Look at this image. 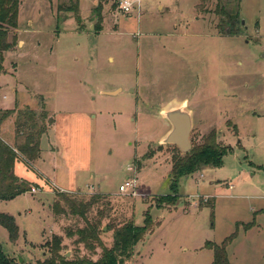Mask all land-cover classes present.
I'll return each mask as SVG.
<instances>
[{"label": "rangeland", "instance_id": "obj_1", "mask_svg": "<svg viewBox=\"0 0 264 264\" xmlns=\"http://www.w3.org/2000/svg\"><path fill=\"white\" fill-rule=\"evenodd\" d=\"M117 2L20 0L0 110L44 108L53 124L39 159L19 162L24 172L16 166L27 192L0 201L19 230L11 242L0 227L3 252L38 264L58 235L66 258L82 255L76 237L65 235L84 221L57 216L52 205L58 193L83 202L100 194L86 218L102 213L106 246V226H142L146 211L157 225L124 264H211L205 243L220 244L236 224L229 263L264 264V0H140L129 15ZM74 3L77 16L65 11ZM224 14H238L227 34ZM183 101L192 116L191 148L214 133L229 154L221 168L180 179L178 204L159 208L158 198L171 191L172 157L184 155L159 145L169 130L161 112ZM9 120L2 135L9 138L13 122L10 146L19 145L15 116ZM127 177L137 181V197L119 193ZM206 202L213 207L199 208Z\"/></svg>", "mask_w": 264, "mask_h": 264}, {"label": "trees", "instance_id": "obj_2", "mask_svg": "<svg viewBox=\"0 0 264 264\" xmlns=\"http://www.w3.org/2000/svg\"><path fill=\"white\" fill-rule=\"evenodd\" d=\"M20 0H0V76L3 73L4 54L12 49L13 42L9 37L18 27V9ZM60 11V8H59ZM65 11L72 12L77 16L78 4H71ZM225 15V14H224ZM226 27L231 32V26L237 21L238 14L232 16L226 14ZM234 21V22H233ZM12 116L14 120L15 138H22L19 145L9 146L0 137V201L8 202L27 192L25 183L14 174L16 162L29 164L40 157V140L53 124V118L42 108L39 113L29 108L23 110H0V128L2 124ZM178 149L177 147L173 146ZM179 150V149H178ZM229 154L227 147H223L214 133L203 137L202 142L193 145L191 150L184 155H173L170 173V193L158 198L159 208L162 205L175 206L180 196L177 193V182L205 168H221L223 158ZM102 200L100 194L90 197L88 201H77L69 196L58 193L57 199L52 205L55 215L70 214L81 218L85 225L74 231L66 233L67 238H74L73 244L83 250L82 255L66 258L63 253V239L61 236L53 235L45 243L49 257L38 264H124L129 261L135 246L144 240L145 236L152 233L157 226L151 219L149 211L144 213L142 226H136L133 221L121 225L106 226L107 231H112V244L106 246L102 239L101 220L102 213L97 212L94 220L86 218L91 208ZM213 207L212 202L199 205V208ZM66 215V214H65ZM240 224H236L235 231L226 237L220 244L206 242L204 248L212 251L211 264H230L227 255L228 246L237 237ZM254 223L242 225L243 229L249 230ZM0 227L8 233L11 242L18 238V227L12 216L0 213ZM0 264H19L7 256L0 245Z\"/></svg>", "mask_w": 264, "mask_h": 264}, {"label": "water", "instance_id": "obj_3", "mask_svg": "<svg viewBox=\"0 0 264 264\" xmlns=\"http://www.w3.org/2000/svg\"><path fill=\"white\" fill-rule=\"evenodd\" d=\"M227 33L229 30H226ZM117 92L105 93L104 95L115 96ZM186 107V103L183 101L180 104L171 105L167 110L161 112V116L169 123V130L159 141V145L175 146L184 154L191 150L189 135L193 124L191 113ZM17 259L18 263L21 264L22 259L20 257Z\"/></svg>", "mask_w": 264, "mask_h": 264}, {"label": "built area", "instance_id": "obj_4", "mask_svg": "<svg viewBox=\"0 0 264 264\" xmlns=\"http://www.w3.org/2000/svg\"><path fill=\"white\" fill-rule=\"evenodd\" d=\"M140 0H118L117 8L123 15H129L134 10V6H139ZM232 186H230L231 188ZM119 193L129 194L131 197H137V181L132 177H127L118 188ZM34 192V189H31Z\"/></svg>", "mask_w": 264, "mask_h": 264}, {"label": "crops", "instance_id": "obj_5", "mask_svg": "<svg viewBox=\"0 0 264 264\" xmlns=\"http://www.w3.org/2000/svg\"><path fill=\"white\" fill-rule=\"evenodd\" d=\"M11 93L13 94L14 93V89H11ZM119 93H121V89H119V91L117 92V94L115 95V96H117ZM14 99H16L15 97H14ZM2 100H4V102L7 100V97L6 96H3L2 97ZM16 104V103H15ZM9 109L10 108H14L13 106H11V107H8ZM8 109V110H9ZM12 118V117H11ZM10 119V118H9ZM9 119H7V121H5L3 124H2V126H1V128H0V137H1V139L6 143V144H8L9 146H10V143H11V140L12 139H14V137H13V131H12V129H11V125L13 124V122H9V126L7 125V127H9V138L8 139H5L4 137H3V135H2V132H6V129L4 128V126L8 123V121H10ZM39 159V158H38ZM37 159V160H38ZM18 165V168L17 169H20V170H22L23 172H24V167L22 166V164H20L19 162H16V164H15V166H14V174L19 178H23V176H24V174H19L18 172L16 173V171H15V169H16V166ZM97 189H100V187L99 186H97ZM62 190V189H61ZM12 201V200H11ZM0 213H6V212H0ZM7 214V213H6ZM7 215H10V214H7ZM10 216H12V215H10Z\"/></svg>", "mask_w": 264, "mask_h": 264}]
</instances>
